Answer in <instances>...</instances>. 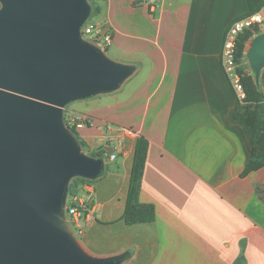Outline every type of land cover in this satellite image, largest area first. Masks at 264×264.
Here are the masks:
<instances>
[{
    "label": "crops",
    "instance_id": "1",
    "mask_svg": "<svg viewBox=\"0 0 264 264\" xmlns=\"http://www.w3.org/2000/svg\"><path fill=\"white\" fill-rule=\"evenodd\" d=\"M92 3L95 23L112 30L108 57L135 71L118 90L64 111L94 119L76 130L87 155L105 151L103 174L78 186L80 243L96 257L126 253L123 264H264V168L242 177L252 142L221 62L248 0ZM140 137L148 151L139 200L155 217L128 225Z\"/></svg>",
    "mask_w": 264,
    "mask_h": 264
},
{
    "label": "water",
    "instance_id": "2",
    "mask_svg": "<svg viewBox=\"0 0 264 264\" xmlns=\"http://www.w3.org/2000/svg\"><path fill=\"white\" fill-rule=\"evenodd\" d=\"M92 13L89 0H0V264L126 261L88 253L66 213L71 182L98 179L105 161L84 152L65 108L135 71L83 38ZM246 56L259 78L264 33Z\"/></svg>",
    "mask_w": 264,
    "mask_h": 264
},
{
    "label": "trees",
    "instance_id": "3",
    "mask_svg": "<svg viewBox=\"0 0 264 264\" xmlns=\"http://www.w3.org/2000/svg\"><path fill=\"white\" fill-rule=\"evenodd\" d=\"M248 5L249 12L247 15H252L264 6V0H248ZM96 12L97 9L94 8V13ZM251 37L252 34L249 31L240 35L236 53L238 72L241 75V82L246 98L242 102L238 100L234 116L236 119L245 123L252 142L251 157L242 173V177L264 168V70L261 76L257 78L254 71L252 70L249 74L244 65L247 57V46ZM72 131L77 134L74 129ZM147 151L148 141L143 137L138 138L135 146L126 211L123 217V220L128 225L152 222L155 217L153 207L142 204L139 200L140 185ZM104 154L105 151L102 150L96 154H91V156L102 158ZM91 182V180L76 178L75 182H71L69 195L76 197L78 194V186Z\"/></svg>",
    "mask_w": 264,
    "mask_h": 264
},
{
    "label": "built area",
    "instance_id": "4",
    "mask_svg": "<svg viewBox=\"0 0 264 264\" xmlns=\"http://www.w3.org/2000/svg\"><path fill=\"white\" fill-rule=\"evenodd\" d=\"M251 32L253 38L264 33V6L256 13L236 19L228 31L222 47L221 62L222 67L232 84L239 101H244L246 94L241 82V75L238 72L236 62L237 42L241 34ZM81 33L83 38L106 51L112 44V30L104 24H95L88 22L82 27ZM66 123L71 129L80 130L85 127L94 125V119L82 113L72 112L66 118ZM115 156L112 155V159ZM89 186L88 184H85ZM90 187V186H89ZM73 202L66 206L68 221L78 237L82 234L83 228L80 225V218L87 216L85 205L77 197H72ZM76 230V232H75Z\"/></svg>",
    "mask_w": 264,
    "mask_h": 264
},
{
    "label": "rangeland",
    "instance_id": "5",
    "mask_svg": "<svg viewBox=\"0 0 264 264\" xmlns=\"http://www.w3.org/2000/svg\"><path fill=\"white\" fill-rule=\"evenodd\" d=\"M89 1H90V0H89ZM90 4H92V1H90ZM93 14H94V13H92V15H91V17H90V19H89V23H95V21H94V17H93ZM95 24H96V23H95ZM107 51H108V50H107ZM244 65H245L246 69L249 68V67L251 68L250 63H249V61L247 60V57H246V59H245ZM79 103H80V102H76V103L70 104L68 107H69V108H73L76 112H78L79 109L77 108V106L80 105ZM75 181H76V179H74L72 182H75ZM91 181H92V180H91ZM95 181H96V180H93L92 182H95ZM72 202H73V200H72V196L69 195L66 206H67V205L70 206V204H71ZM75 232H76V230H75ZM76 233H77V232H76Z\"/></svg>",
    "mask_w": 264,
    "mask_h": 264
}]
</instances>
